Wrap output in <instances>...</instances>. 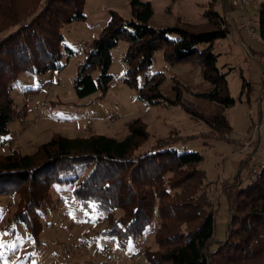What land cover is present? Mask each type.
<instances>
[{"label": "trees", "instance_id": "1", "mask_svg": "<svg viewBox=\"0 0 264 264\" xmlns=\"http://www.w3.org/2000/svg\"><path fill=\"white\" fill-rule=\"evenodd\" d=\"M218 2L209 3L203 23L166 28L148 23L153 11L150 2L132 0L130 19L111 12L100 36L85 46L86 58L74 82L76 95L82 99L110 89L112 52L126 41L123 82L136 89L141 100L150 106L182 107L204 121L217 140L226 139L232 128L225 116L207 119L188 108L179 91L174 99L161 93L164 74L151 75L139 85V77L151 70L155 54L162 52L171 66L202 63L204 78L213 89L199 97L226 108L235 104L229 73L218 68L220 55L214 52V43L232 34L227 16L216 7ZM85 18L84 0H0V24H4L0 25V136L11 133L17 115L10 95L12 84L26 72L62 70L61 30ZM259 26L264 43V2ZM201 45L207 47L201 50ZM66 51L72 54L71 49ZM97 70L100 73L94 78ZM149 138L146 125L136 120L123 139L57 134L33 153L12 149L0 155V195L19 196L13 219L24 223L34 236L42 229L40 216L52 209L51 190L71 188L70 202L93 214L97 222H107L101 236L119 246L140 242L158 217V250L144 252L150 264H264V164L256 184L237 193L227 237L216 242L213 189L202 169L204 156L179 152L172 140L145 149ZM117 212H122L118 218Z\"/></svg>", "mask_w": 264, "mask_h": 264}, {"label": "rangeland", "instance_id": "2", "mask_svg": "<svg viewBox=\"0 0 264 264\" xmlns=\"http://www.w3.org/2000/svg\"><path fill=\"white\" fill-rule=\"evenodd\" d=\"M131 1L84 0L86 18L64 25L61 30L64 68L60 71L48 68L42 73L26 72L12 84L10 95L17 115L10 126L11 133L0 136V155L12 149L23 154L33 153L57 134L69 138L105 135L123 139L129 125L140 120L150 134L145 149L158 141L172 140L179 152H199L204 156L202 169L213 189L210 196L216 214L214 239L222 242L227 237L229 218L234 215L237 193L256 184L250 178L251 174L255 166L264 164V43L260 36L252 37L246 35L247 32L248 51L236 43L232 35L214 43V52L220 55L218 68L229 73L228 87L235 100L229 108L197 95L213 89L204 78L200 61L171 66L165 62L162 52H157L151 70L139 77L141 86L146 78L162 73L165 80L160 91L165 97L174 99L179 91L182 102L205 118L225 116L232 128L226 139L217 140V135L204 121L194 118L182 107L150 106L141 100L137 90L123 82L127 70L124 61L128 48L126 41H121L112 52L109 74L116 87L79 98L74 82L86 58V44L100 36L111 20V12L130 19ZM140 1L152 4L150 26L166 28L183 23H203V14L212 0ZM263 2L249 0L244 9L250 24L257 29L260 28ZM216 7L227 16L235 30L241 26L242 12L233 9L229 0H219ZM205 47L207 45L199 48ZM67 48L72 50L70 56ZM99 73V70L94 72V78ZM30 89L34 91L27 94ZM39 101H42L40 109ZM22 112L24 115L19 116ZM248 159L247 164L243 163ZM70 189L51 190L52 209L40 216L42 229L38 236H34L24 223L13 219L19 196L0 195V264H150L144 252L158 250L155 239L161 223L158 217L140 242L122 247L101 236L107 222H97L93 214L70 202L67 198ZM121 215L122 212L116 213L117 218ZM83 240L88 242L90 251L77 249ZM66 247L68 254H65Z\"/></svg>", "mask_w": 264, "mask_h": 264}, {"label": "built area", "instance_id": "3", "mask_svg": "<svg viewBox=\"0 0 264 264\" xmlns=\"http://www.w3.org/2000/svg\"><path fill=\"white\" fill-rule=\"evenodd\" d=\"M248 1L249 0H229V5L233 9H237V10H240L242 12L241 30L247 32L252 37H258V36H260V30L255 28L254 26H252L250 24V20L244 14V9L247 6ZM115 87H116V83H112V84H110L109 88L114 89ZM30 99L33 100L34 97H31ZM41 105H42V101H39L38 102V109H40ZM262 169H263V165H261L260 167L255 166L250 178L253 181L257 180L259 177V173L262 171ZM77 249L81 252L90 251L89 244L86 240H83L82 242H80L77 246ZM64 250H65V254H68L69 249L66 247Z\"/></svg>", "mask_w": 264, "mask_h": 264}, {"label": "crops", "instance_id": "4", "mask_svg": "<svg viewBox=\"0 0 264 264\" xmlns=\"http://www.w3.org/2000/svg\"><path fill=\"white\" fill-rule=\"evenodd\" d=\"M231 26H232V34L231 35H232L233 39L235 40V42L242 45L248 51V46H247V43L245 40L246 32L241 30V26H239L237 30H235V27L233 26V24H231ZM246 35H249V34H246ZM218 61H219V59H218Z\"/></svg>", "mask_w": 264, "mask_h": 264}]
</instances>
